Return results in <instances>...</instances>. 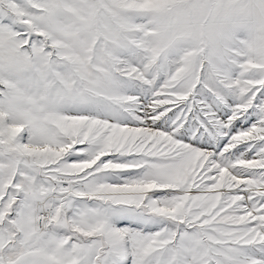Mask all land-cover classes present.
Segmentation results:
<instances>
[{
	"label": "snow or ice",
	"instance_id": "1",
	"mask_svg": "<svg viewBox=\"0 0 264 264\" xmlns=\"http://www.w3.org/2000/svg\"><path fill=\"white\" fill-rule=\"evenodd\" d=\"M0 264H264V0H0Z\"/></svg>",
	"mask_w": 264,
	"mask_h": 264
}]
</instances>
